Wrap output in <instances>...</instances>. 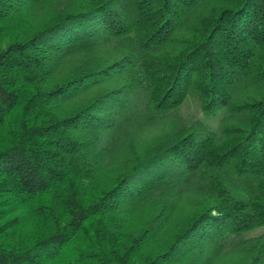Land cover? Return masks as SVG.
Returning <instances> with one entry per match:
<instances>
[{
	"label": "trees",
	"instance_id": "obj_1",
	"mask_svg": "<svg viewBox=\"0 0 264 264\" xmlns=\"http://www.w3.org/2000/svg\"><path fill=\"white\" fill-rule=\"evenodd\" d=\"M190 97L225 111L218 131L186 123ZM259 229L246 264H264V0H0V264H211Z\"/></svg>",
	"mask_w": 264,
	"mask_h": 264
},
{
	"label": "rangeland",
	"instance_id": "obj_2",
	"mask_svg": "<svg viewBox=\"0 0 264 264\" xmlns=\"http://www.w3.org/2000/svg\"><path fill=\"white\" fill-rule=\"evenodd\" d=\"M132 111L136 114L135 111H141L143 109L142 100L140 97L135 98V102L132 105ZM181 115L186 120L187 124H191L195 120H202L207 124L212 131L216 132L219 129V121L226 114L225 111L219 112L217 115L206 118L203 116L200 110L199 102L196 98H188L182 106L180 111ZM167 126L163 123L160 125H152L147 127L143 131H138L137 135L128 141H121L119 144L116 143L114 151L112 152L111 157H121L125 154L124 157L131 156L135 151L142 152V149H147L149 142L163 136L166 132ZM105 141V142H104ZM113 142V136L110 134L104 137L103 143L110 145ZM119 142V141H118ZM116 152V153H115ZM181 199V196L178 197V201ZM185 201H181L184 203ZM188 202V201H187ZM187 202L185 204H187ZM190 201V205H193ZM185 206V205H183ZM187 206V205H186ZM146 212H135L132 217V223L134 227L139 228L144 225L146 216L143 214ZM182 219V217H181ZM182 221V220H179ZM263 230H256L251 233H247L243 236H229L224 241V248H216V252L213 255L211 264H246V260L249 258V244H246V241L253 240L254 238L259 237L262 234Z\"/></svg>",
	"mask_w": 264,
	"mask_h": 264
}]
</instances>
